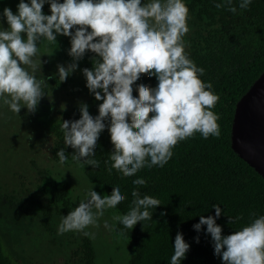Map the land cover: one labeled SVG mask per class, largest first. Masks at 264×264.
Listing matches in <instances>:
<instances>
[{
  "label": "clouds",
  "instance_id": "9594fccd",
  "mask_svg": "<svg viewBox=\"0 0 264 264\" xmlns=\"http://www.w3.org/2000/svg\"><path fill=\"white\" fill-rule=\"evenodd\" d=\"M45 3L50 14L42 12ZM224 3L228 11L236 13L232 0ZM251 3L239 0L238 7L247 9ZM214 6L220 8L221 4ZM188 13L185 0H19L15 14L8 7L0 12L8 25L0 26V103L16 114L22 106L34 113L45 95V79L36 75L42 53L37 44L41 40L56 44L58 34L70 37L67 52L73 62L57 64L59 82L77 68L76 61L88 50L99 59L94 58L92 69L81 71L88 91L102 101L95 116L81 103L78 119L61 121L63 144L75 150L72 159L96 167L97 161L91 157L107 127L115 146L112 167L125 176H133L145 166L163 167L179 141L197 132L205 139L220 136L219 116L211 110L218 96L212 84L200 78L204 69L185 51ZM144 73L156 78L154 87L136 84ZM134 87H138V95H134ZM56 156L61 164L66 160L63 148ZM133 184L144 185L145 180L138 177ZM131 195L135 198L132 207L114 218L127 229L151 219L154 208L161 205L157 198L141 196L135 189ZM124 199L119 185L111 195H102L95 188L86 190L77 206L62 215L57 233L82 231L96 224L107 208ZM211 207L214 215H200L192 228L199 233L206 226L204 233L210 235L213 255L221 264H264V214L222 235L216 223L222 210L217 204ZM239 219L229 217V223ZM193 240L198 243L199 235ZM172 248L170 264H181L189 244L179 231Z\"/></svg>",
  "mask_w": 264,
  "mask_h": 264
},
{
  "label": "trees",
  "instance_id": "16d2710c",
  "mask_svg": "<svg viewBox=\"0 0 264 264\" xmlns=\"http://www.w3.org/2000/svg\"><path fill=\"white\" fill-rule=\"evenodd\" d=\"M185 3L189 9V31L183 37L185 51L198 67L204 69L200 78L210 82L218 96L211 110L219 116V137L210 135L205 139L198 132L194 133L172 148L173 155L163 167L145 166L135 175L125 176L121 170L112 167L111 153L115 146L106 127L97 140L95 155L91 157L97 161V166L85 165L82 159L73 160L75 150L63 144L61 121L78 119L81 103H86L89 114L95 116L97 105L102 102L95 100L88 91L81 71L83 68L92 69L95 59H99L88 50L76 61L77 68L62 82H59L56 68L49 67L53 62L43 67L39 78L45 79V95L38 103L42 105L41 115L37 114V108L30 113L22 106L16 114L7 105L0 104L8 135L3 145L4 152L12 149L11 158L14 154L24 159L34 151L35 144L31 139L45 145L46 160L39 161L41 165L38 167L29 166L35 175L31 181L35 183V179H40L48 185L42 187L40 198L31 202L41 211L44 220L40 227L50 236L55 234L56 228L48 222L54 225L61 222L62 215H67L83 199L76 193L79 187L71 181L72 173L67 169L64 175L55 173L52 176L50 170L56 168L77 169L83 180L101 186L105 195H111L113 188L119 185L125 199L111 209L120 215L132 207L135 198L131 193L134 189L141 196L147 194L160 201L161 205L154 208L151 219L138 221L132 229L125 228L118 221L115 230L128 239L132 250L127 264H170L172 244L178 231L189 244L181 264H221L220 258L213 255L210 235L204 233L206 226L202 225L199 233L192 228L200 215H214L211 205L217 204L222 214L216 223L221 226L222 235H228L264 214V179L230 146L235 104L264 70V0H252L247 9H240L239 0H232L233 6L237 7L236 13L228 11L224 0H185ZM215 3H220L221 7L216 8ZM43 9L45 14H50L47 3ZM64 40L69 48L70 37L65 36ZM55 61L56 65L64 66L73 62L72 58L63 62L60 57ZM139 83L154 87L157 81L154 76L144 73L136 82L137 85ZM134 95H138V87H134ZM39 116L54 120L50 121L52 123L45 133L38 122ZM16 117L24 118V124L29 122L35 126L28 137L15 122ZM23 137L28 139L27 151L20 148L19 140L22 141ZM60 148L64 149L66 156L62 164L56 156ZM54 177L57 179L50 182ZM138 177L145 180L144 185L133 184ZM23 184L24 180L20 179L18 186L21 189ZM237 216L239 220L229 223V217L234 219ZM197 235L198 243L193 240ZM73 241L75 245L67 259L50 264H95L96 252L91 238L81 232ZM0 264H18L4 251L1 239Z\"/></svg>",
  "mask_w": 264,
  "mask_h": 264
},
{
  "label": "rangeland",
  "instance_id": "374dc122",
  "mask_svg": "<svg viewBox=\"0 0 264 264\" xmlns=\"http://www.w3.org/2000/svg\"><path fill=\"white\" fill-rule=\"evenodd\" d=\"M18 2L19 0H1L0 12H2L3 8L8 7L15 14ZM42 12L46 13L44 9ZM0 26L4 28L8 27L2 15H0ZM21 35L23 37L26 34L21 33ZM64 39V35L58 34L56 36V44L54 42H47L46 40H41L37 44L42 52L39 57L41 61L40 68L36 73L38 79L43 74V67L47 63L53 62L52 66L47 65L51 68H56L55 59L57 57L63 59V62H66L67 58H72L68 55V47L65 45ZM51 51L50 55L43 53H50ZM41 106H37V114L41 113L39 111L42 109ZM4 119V115L0 113V182L2 183V185L0 184V239L3 249L8 256L18 264L58 263L67 259L70 250L75 245L73 239L81 232L87 231L91 233L88 236L91 238L96 252L95 264H127L132 250L128 239L122 233L116 232L115 227L118 221L114 218L120 214L111 208H107L102 216L97 217L96 224L89 225L82 231H69L58 234L57 229L60 222H56L55 225L48 222V224L56 228L55 234L50 236L48 232L40 227V223L44 219L37 205H34L31 200L39 199L42 187H47L48 185L40 179H35V183L31 181V178L34 179L35 175L30 171L31 167L29 164L36 167L40 166L39 161L46 160L48 153L43 142L31 139V142L33 141L32 143L35 144L34 151L27 154V157L25 155L24 159H20L14 154L11 158L9 155L14 152L12 149H7L4 152L3 145L4 142H7L6 138L8 137L4 129ZM38 120L42 124L40 125L42 129L44 127V133L49 129L52 123L50 121H54L51 117L44 119L42 116H39ZM15 122L27 134V137L31 130L35 129V126L29 122L24 124V118L16 117ZM12 128L14 129V127ZM21 140H19L20 148L23 151H27L28 139L26 140L23 137ZM69 168H56L55 170H50V174L52 176L55 173L64 175L68 169V172L72 173L71 181L79 187L76 193L81 198H84L86 190L92 188L105 195L101 186L83 180L77 169L72 170ZM19 178L24 180L22 189L18 186L20 182ZM56 179V177L54 179L51 178L50 182Z\"/></svg>",
  "mask_w": 264,
  "mask_h": 264
},
{
  "label": "water",
  "instance_id": "95a60500",
  "mask_svg": "<svg viewBox=\"0 0 264 264\" xmlns=\"http://www.w3.org/2000/svg\"><path fill=\"white\" fill-rule=\"evenodd\" d=\"M230 146L264 179V70L235 104Z\"/></svg>",
  "mask_w": 264,
  "mask_h": 264
}]
</instances>
